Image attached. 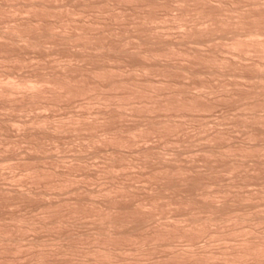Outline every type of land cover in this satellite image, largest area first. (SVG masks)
<instances>
[{"label": "bare ground", "instance_id": "6f19581e", "mask_svg": "<svg viewBox=\"0 0 264 264\" xmlns=\"http://www.w3.org/2000/svg\"><path fill=\"white\" fill-rule=\"evenodd\" d=\"M5 174L0 264H264V0H0Z\"/></svg>", "mask_w": 264, "mask_h": 264}, {"label": "rangeland", "instance_id": "374dc122", "mask_svg": "<svg viewBox=\"0 0 264 264\" xmlns=\"http://www.w3.org/2000/svg\"><path fill=\"white\" fill-rule=\"evenodd\" d=\"M47 60L50 61L51 59H47ZM33 61H34V60H33ZM34 62H35V61H34ZM25 69H27V68H24V71H25ZM29 69H30V68H29ZM24 71H23V69L17 71V72H18V75H21L22 72H23V74L26 73V72H24ZM26 71H27V72H30L29 70H26ZM17 72H16V74H17ZM20 72H21V73H20ZM25 75H26V74H25ZM79 100H80V101H78V103L83 102V100L81 101L80 98H79ZM76 102H77V100H76ZM76 102H75V104H76ZM76 105H77V107H76ZM76 105H73V106H75V108H72V110L74 111V110L76 109V111L79 112L78 110H79V109H82V108H81V107L78 108L80 104H76ZM73 106H72V107H73ZM77 108H78V109H77ZM219 108H220V107L216 108V109H215L216 111L213 110V112L210 113L211 115L209 114V122H210L212 125L214 124L212 120H214V122H215V121L217 122V119H216V118H219V116L221 115L220 112L222 113V111H224V109L222 110V108H220V110H219ZM83 109L85 110V108H83ZM94 109H96V108H94ZM90 110H91V109H90ZM92 110H93V109H92ZM60 111H63V110H62V109H60V110H55V111H48V110H47V111H45V112H46V114H48V113H52V112H53L51 115H53L54 113H55V114H59V113H60V115H55V116H56V117H58V116L61 117V114H63V113L65 114V110H64L63 112H60ZM69 111H70V110H69ZM82 111H83V110H82ZM85 111H86V110H85ZM67 112H68V109H67ZM70 112H72V111H70ZM83 112H84V111H83ZM90 112H91V111H90ZM68 113H69V112H68ZM80 113H81V110H80ZM64 114H63L62 116L67 115V114H65V115H64ZM217 114H218L219 116H218ZM212 115H215V116H212ZM210 116H211V117H210ZM25 118L28 119V118H30V117L28 116V118H27V117H25ZM23 119H24V118H23ZM215 119H216V120H215ZM130 121H131V120H130ZM130 121H129V120H128V121L126 120L127 123L130 122ZM130 123H133V121L130 122ZM210 123H209V125H210L209 127L211 128L212 125H211ZM222 127H223V128H222ZM225 127H226V125H222V126H220L219 128H220L221 130H222V129H223V130H226ZM224 128H225V129H224ZM227 128H228V127H227ZM212 129H214V128H212ZM209 130L211 131V129H209ZM227 130H228V129H227ZM227 130H226V131H227ZM237 130H238V129H237ZM228 131H230V130H228ZM190 132H191V131H189V135L191 134V137L194 138V136H192V135H194V133H196V132H194V131L191 132V133H190ZM231 132H232V133H231ZM238 132H239V133H238ZM240 132H241V131H239V130H238V131H234V129H232V130L230 131V133H231V135H232V136H231V139H232L234 142L237 141V142H235V143H238V142L240 143V141L242 142V140H244L243 134L241 135ZM192 133H193V134H192ZM12 134H13V133H12ZM196 134H197V133H196ZM196 134H195V136H196ZM233 135H234V136H233ZM238 135H239L240 138L237 137ZM240 135H241V136H240ZM13 136H16V134L14 133ZM199 136H200V135L197 134V136L194 138V140L196 139L195 142L197 141V142L195 143V144L197 145V147H196L195 144H194L195 146L193 145V147H192L193 149H196V150H194V151H197V150H198V149H197V148H198V145L201 144V143H203V142H202L203 140H202V141H200V143L198 144L199 139H202V138H201L202 136H200V137H199ZM192 138H191V139H192ZM197 139H198V140H197ZM234 139H235V140H234ZM240 139H241V140H240ZM155 141H156V138H152V139H150L147 143H148L149 145H151V144L154 145V144H156ZM156 142H158V141H156ZM157 144H158V143H157ZM157 144H156V145H157ZM152 145H151V146H152ZM201 145H202V144H201ZM154 146H155V145H154ZM165 148H166V147H165ZM165 148H164V149H165ZM170 148H172V147H170ZM170 148H169V149L166 148V149H167V152H168V150L170 151ZM22 149H23V147H22ZM172 149H173V148H172ZM193 149H191V150H193ZM67 150H68V148H67ZM67 150H65V151H67ZM18 151H19V150H18ZM20 151H21V150H20ZM65 151L62 152V153H61V152H57V156H58V155H59V156H62V154H63L64 156H65V155H66V156H69V155H72V154L74 153L73 151H72V152H73V153H72L71 150H69V151H67V152H65ZM163 152H166V150H164ZM167 152H166V153H167ZM21 153H22V151H21ZM168 153H170V152H168ZM55 154H56V153H55ZM68 154H69V155H68ZM19 155H20V156L23 155V158L25 157L24 153L20 154V152H18V153H17V157H18V158L20 157ZM188 155H189V153L187 154V156H188ZM183 156H185V158H186L185 160L183 159V158H184ZM183 156H182L181 159L184 160V162H185V161L187 160L188 157H187L185 154H184ZM15 157H16V156H15ZM11 158H12V160L10 159L9 162H8V164H11V162H12V163H15L14 161H16V159H17V161H18V160H22V159H20L21 157H20L19 159H18V158L15 159V158H13V156H12ZM89 158L91 159V160L88 159L89 162H90L91 164H93L92 168L95 167V165L98 164V162H99V163L101 162V159H99V158H97V157H95L96 159H95L94 157L92 158L91 156H90ZM93 160H94V161H93ZM10 161H11V162H10ZM92 161H93V162H92ZM16 163H17V162H16ZM94 164H95V165H94ZM99 165H100V164H99ZM99 165H97V166H99ZM93 169H94V168H93ZM93 169H91V170H93ZM8 171H9V170L5 169V170L2 171V174H3V173H6V172H7V174H8V173L10 172V171H9V172H8ZM14 172H15V171H14ZM17 172H18V171H17ZM17 172H15V173H17ZM11 173H12V174H15V173H13V172H10V174H8V175L11 176V175H12ZM6 176H7V175L5 174L3 177H5V178L7 179V177H9V176H7V177H6ZM12 176H13V175H12ZM15 176H17V178H19V177H18V173L15 174ZM5 178H0V184H1L4 188H6L5 186H8L7 188H9V186L12 187V184H13V187H14V186H15V187H20V186H17L18 183H17V185H15L14 182H11L12 180H9L10 177H9L7 180H6ZM3 180H5V181H3ZM15 180H17V179H15ZM2 182H4V184H3ZM5 184H6V185H5ZM10 184H11V185H10ZM19 184H20V183H19ZM95 186H97V184H94V183H93V184H91V186H89V187H90V188L94 187V189H95ZM250 186H251V187H250ZM22 187H23V186H22ZM22 187H20V189H22ZM97 187H98V186H97ZM248 188H250V189L253 190V191H254V189H255V190L257 189V187L254 186V185H249ZM61 196H63V194H62ZM61 196H60V197H61ZM65 196H67V195H65ZM63 197H64V196H63ZM29 209H30V208H29ZM33 210H34V209H33ZM31 211H32V210H31ZM34 212H36V210L32 211L33 214H34ZM37 212H38V211H37ZM32 213H30V214L33 215ZM35 214H36V213H35ZM79 225H80V224H78V226H79ZM86 225H87V224H86ZM84 226H85V224L83 225V227H82V225H81L80 228L78 227V228H76V229H77V230L81 229L80 231H83L84 229H86V226H85V227H84ZM86 230H88V229H86ZM43 235H45V237L47 236L46 234H43ZM30 237H31V235H30ZM30 237L28 236V238H30ZM45 237L43 236L44 239H46ZM47 237H48V239L50 238L49 235H48Z\"/></svg>", "mask_w": 264, "mask_h": 264}]
</instances>
